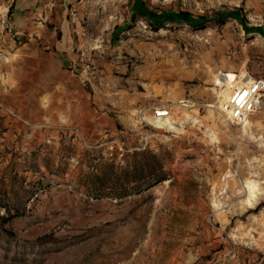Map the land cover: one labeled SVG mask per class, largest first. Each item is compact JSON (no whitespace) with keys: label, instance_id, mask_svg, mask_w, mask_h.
Listing matches in <instances>:
<instances>
[{"label":"rangeland","instance_id":"374dc122","mask_svg":"<svg viewBox=\"0 0 264 264\" xmlns=\"http://www.w3.org/2000/svg\"><path fill=\"white\" fill-rule=\"evenodd\" d=\"M141 1L160 16L226 6L81 0L68 45L36 43L14 93L0 89V264H264V110L232 125L221 107L230 83L264 78V36L237 20L152 29L133 18ZM145 148L166 179L92 195L91 174Z\"/></svg>","mask_w":264,"mask_h":264},{"label":"trees","instance_id":"16d2710c","mask_svg":"<svg viewBox=\"0 0 264 264\" xmlns=\"http://www.w3.org/2000/svg\"><path fill=\"white\" fill-rule=\"evenodd\" d=\"M137 14H142L143 19L152 29L166 28L169 24L181 25L183 23H188L190 26L198 28L209 24L219 25L230 20H237L243 25L247 33L258 32L264 36L263 28L249 25L247 14L242 7L232 8L226 5L222 10H215L211 16H195L186 10H167L163 16H160V14L148 10L144 6L143 1H141L137 3L134 10V19ZM167 177L168 171L161 157L149 148H145L136 150L131 154H125L124 161L121 163L117 164L115 160L106 162L100 172L91 174L93 181L88 188L95 197L124 198L140 193ZM0 205L8 211L11 210L6 203ZM12 215L9 214L7 217H3V220H10L13 217ZM10 235L15 237L12 232ZM57 242L58 238L53 234L41 235L34 241L35 244L39 245Z\"/></svg>","mask_w":264,"mask_h":264},{"label":"crops","instance_id":"0c3cea01","mask_svg":"<svg viewBox=\"0 0 264 264\" xmlns=\"http://www.w3.org/2000/svg\"><path fill=\"white\" fill-rule=\"evenodd\" d=\"M232 7H242L255 25L264 29V0H220ZM81 0H0V39L6 46L8 62L5 65V87L14 93L18 85V72L32 60L36 43L46 49L68 45L71 29L69 7ZM10 23L6 29L5 23ZM59 31V32H58ZM65 35L58 40L55 35ZM34 50V49H33Z\"/></svg>","mask_w":264,"mask_h":264},{"label":"built area","instance_id":"2783aa9c","mask_svg":"<svg viewBox=\"0 0 264 264\" xmlns=\"http://www.w3.org/2000/svg\"><path fill=\"white\" fill-rule=\"evenodd\" d=\"M5 25L6 29H10L9 22H6ZM7 58L6 46L0 39V89L5 87L7 80V70L5 68L8 62ZM248 76L249 79L245 83H240L239 80L230 83L229 95L223 106H221L227 121L232 125H243L251 115L264 110V78ZM216 85L221 89L226 87L225 84H218L217 81ZM10 113L15 115L13 111Z\"/></svg>","mask_w":264,"mask_h":264},{"label":"bare ground","instance_id":"6f19581e","mask_svg":"<svg viewBox=\"0 0 264 264\" xmlns=\"http://www.w3.org/2000/svg\"><path fill=\"white\" fill-rule=\"evenodd\" d=\"M249 77V76H248ZM247 82V81H246ZM217 83H218V81H217ZM220 84H222V83H220ZM230 88V87H229ZM223 89V88H222ZM230 90V89H229ZM230 92V91H229ZM228 95H229V93H228ZM228 97V96H227ZM226 101V100H225ZM224 101V102H225ZM224 104V103H223ZM221 106H223V105H221ZM170 118L168 117V116H159V117H157V123L159 124V125H162V126H169L171 123H170Z\"/></svg>","mask_w":264,"mask_h":264},{"label":"water","instance_id":"95a60500","mask_svg":"<svg viewBox=\"0 0 264 264\" xmlns=\"http://www.w3.org/2000/svg\"><path fill=\"white\" fill-rule=\"evenodd\" d=\"M165 113V112H164ZM166 114V113H165Z\"/></svg>","mask_w":264,"mask_h":264}]
</instances>
